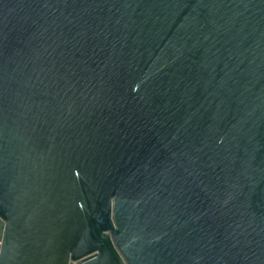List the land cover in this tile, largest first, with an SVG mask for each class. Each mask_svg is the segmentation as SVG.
Masks as SVG:
<instances>
[{"label": "water", "instance_id": "1", "mask_svg": "<svg viewBox=\"0 0 264 264\" xmlns=\"http://www.w3.org/2000/svg\"><path fill=\"white\" fill-rule=\"evenodd\" d=\"M0 264H264V0H0Z\"/></svg>", "mask_w": 264, "mask_h": 264}]
</instances>
